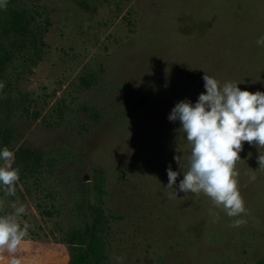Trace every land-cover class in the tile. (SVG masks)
<instances>
[{
	"label": "rangeland",
	"instance_id": "rangeland-1",
	"mask_svg": "<svg viewBox=\"0 0 264 264\" xmlns=\"http://www.w3.org/2000/svg\"><path fill=\"white\" fill-rule=\"evenodd\" d=\"M7 8L0 42L10 51ZM38 9L31 36L0 63V150L20 169L15 196L0 185V215L26 205L24 264H69L91 204L106 218L97 264H264V148L244 142L240 153V227L205 195L165 187L171 166L178 188L191 149L169 114L206 92L205 72L264 92V0H38Z\"/></svg>",
	"mask_w": 264,
	"mask_h": 264
},
{
	"label": "clouds",
	"instance_id": "clouds-1",
	"mask_svg": "<svg viewBox=\"0 0 264 264\" xmlns=\"http://www.w3.org/2000/svg\"><path fill=\"white\" fill-rule=\"evenodd\" d=\"M0 7H6V0H0ZM256 43L264 47V36ZM203 80L206 92L200 93L195 104L182 100L169 114V120L180 122L178 131L184 134L191 149L188 169L183 170L178 188L174 185L179 173L171 166L167 169L165 187L171 190L173 197H177L178 192L205 195L213 207L235 218L232 227H240L246 223L241 217L247 215V208L239 186L237 165L244 142L264 148V92L242 90L235 81L221 83L206 72ZM4 86L0 82V90ZM175 159L182 168L179 159ZM14 160L13 150L7 146L0 150V185L6 196L16 195L20 180V169L13 167ZM257 160L258 168L264 170V152L259 151ZM249 178L254 181L256 176L253 173ZM8 207L11 211L0 215V259L6 253L8 264H24L23 257L17 253L30 235L31 226L22 219L27 208L14 201L9 202ZM209 211L214 222L219 219L218 212Z\"/></svg>",
	"mask_w": 264,
	"mask_h": 264
},
{
	"label": "trees",
	"instance_id": "trees-1",
	"mask_svg": "<svg viewBox=\"0 0 264 264\" xmlns=\"http://www.w3.org/2000/svg\"><path fill=\"white\" fill-rule=\"evenodd\" d=\"M7 9L4 10V27L2 34L6 36L10 51L0 42V63L11 52L18 51L23 42L33 33L38 17L42 14L38 9V0H6ZM89 229L85 244L78 255L69 264H97L104 256L103 226L106 218L100 206L91 204Z\"/></svg>",
	"mask_w": 264,
	"mask_h": 264
}]
</instances>
